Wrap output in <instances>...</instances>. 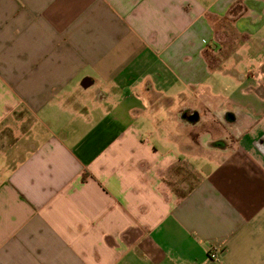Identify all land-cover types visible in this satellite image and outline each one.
<instances>
[{"label": "crops", "instance_id": "1", "mask_svg": "<svg viewBox=\"0 0 264 264\" xmlns=\"http://www.w3.org/2000/svg\"><path fill=\"white\" fill-rule=\"evenodd\" d=\"M0 264H264V0H0Z\"/></svg>", "mask_w": 264, "mask_h": 264}, {"label": "built area", "instance_id": "2", "mask_svg": "<svg viewBox=\"0 0 264 264\" xmlns=\"http://www.w3.org/2000/svg\"><path fill=\"white\" fill-rule=\"evenodd\" d=\"M217 252L218 250L216 247L212 246L209 248L207 255L209 260H217Z\"/></svg>", "mask_w": 264, "mask_h": 264}, {"label": "rangeland", "instance_id": "3", "mask_svg": "<svg viewBox=\"0 0 264 264\" xmlns=\"http://www.w3.org/2000/svg\"><path fill=\"white\" fill-rule=\"evenodd\" d=\"M255 77H256V76H255ZM256 78H258V80H261V79H260V77H256ZM221 92L223 93V91H222V90H221ZM225 93H227V92H224V94H225Z\"/></svg>", "mask_w": 264, "mask_h": 264}]
</instances>
